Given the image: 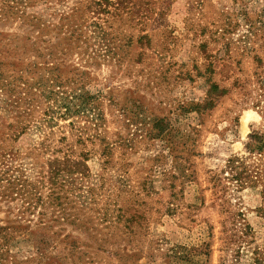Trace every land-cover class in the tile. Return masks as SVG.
<instances>
[{"label":"rangeland","instance_id":"374dc122","mask_svg":"<svg viewBox=\"0 0 264 264\" xmlns=\"http://www.w3.org/2000/svg\"><path fill=\"white\" fill-rule=\"evenodd\" d=\"M255 132L264 0H0V220L23 231L2 262L264 264Z\"/></svg>","mask_w":264,"mask_h":264},{"label":"trees","instance_id":"16d2710c","mask_svg":"<svg viewBox=\"0 0 264 264\" xmlns=\"http://www.w3.org/2000/svg\"><path fill=\"white\" fill-rule=\"evenodd\" d=\"M71 36H73V34H71ZM226 92H227V90L225 88H221L216 82H211L209 90H208V94L206 96L207 98L208 97L209 98L206 99L205 106H209V107L214 106V104H215V98L214 97L215 96H221ZM69 99L70 98H68V100L64 102L67 109H71L72 103L76 105L78 110H84V109L89 107V94L87 93L86 90H81L78 93L76 92V95L72 98V100H69ZM191 109L192 110H183V111H187V112L194 111L193 108H191ZM194 109H196V108H194ZM195 111L198 112L200 110H195ZM164 120H165L164 118L159 119V122H161V125L163 124ZM24 130H25V126H23L21 128V130L19 132H17L15 135L18 136V134H21L22 132H24ZM166 131L168 132L169 130H165V127L159 126L157 131L154 132L153 134H151V137L164 138V136L166 135ZM253 136H255L256 138L264 140V133L255 132V134ZM83 155H84V157L82 159H77V160L68 157V159H66V160L73 162L74 165H72V167L67 168V169L64 167H60L59 165H56V163L51 164V166L49 165L47 173L49 174L48 178H49V182L51 184V187L56 185L58 177L60 176V174L64 170H67V172H74V171L85 172L87 169V164H86L85 160H87L88 154L84 153ZM58 161H59V159H57V158H55L53 160V162H58ZM42 180H43V177H42V179L38 180V182L43 183ZM20 181H22V182H20ZM12 184H13V187H12V190L10 193L20 194V195L24 196L25 201H27V202L29 200L34 201L36 203V205L38 203H40V204L43 203V193L41 190H38L35 187V183H32V182L28 181L27 179H23V178L16 176V177H14ZM16 228H19V227L16 226ZM18 230H20V231L14 233L13 231H15V230H10L9 227L7 225H3L1 223V220H0V258L3 259L4 261L6 260L4 258H6L9 254L8 252L10 250L11 243L13 242L12 240H14L16 237H18V235L20 236L21 233H23V231H21V228ZM0 264H15V263L13 261L9 263V262H2L0 260Z\"/></svg>","mask_w":264,"mask_h":264},{"label":"bare ground","instance_id":"6f19581e","mask_svg":"<svg viewBox=\"0 0 264 264\" xmlns=\"http://www.w3.org/2000/svg\"><path fill=\"white\" fill-rule=\"evenodd\" d=\"M250 116V112H248L245 117H244V121L246 122L248 120V117Z\"/></svg>","mask_w":264,"mask_h":264}]
</instances>
